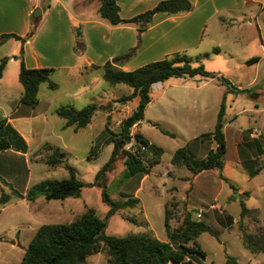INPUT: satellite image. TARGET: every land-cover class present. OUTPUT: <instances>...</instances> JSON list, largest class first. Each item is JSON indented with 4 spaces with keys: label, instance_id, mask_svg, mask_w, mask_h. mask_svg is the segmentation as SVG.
<instances>
[{
    "label": "rangeland",
    "instance_id": "374dc122",
    "mask_svg": "<svg viewBox=\"0 0 264 264\" xmlns=\"http://www.w3.org/2000/svg\"><path fill=\"white\" fill-rule=\"evenodd\" d=\"M59 1L60 6L52 1L53 8L46 12L43 9L48 2L40 0L41 5L37 7L39 11L42 10L40 16H34L33 11L30 17H26L27 0H0V29L11 30L14 34L18 32L20 36L19 33L29 21L26 34L33 30L30 45L24 46L14 38L5 39V43L0 45V59L12 57L7 60L1 73L0 107L8 109L20 104L18 100L22 86L18 81L19 60L16 57L21 47L27 66H31L33 58L38 57L43 67L54 68L49 80L39 85L41 103L37 107L24 108L32 109V114H38L44 112L47 103L55 107L65 104L77 107L93 100L99 107L89 125L77 131L72 127H64V120L52 109L45 111L47 119L38 117L36 123L43 127L42 144L48 143L63 152L66 162L75 168L77 178L85 185L76 198L46 200L43 197L40 205L42 216L33 217L31 214L32 219L42 224L68 223L88 208H93L100 218H105L109 205L103 199L102 191L113 201L135 197L133 192L142 173L125 178L129 165L128 152L123 146L112 164L96 176L110 157L114 140L119 137L121 121L137 104V98L125 104L117 102L131 89L124 84L107 83L102 78L101 65L131 52L126 61L117 67L122 69L121 66L126 65L128 70H133L179 52L190 58L192 65L202 64L214 77L169 78L161 83L162 86H151V100L144 111L145 119L135 123L129 130V133H139L148 142L163 149L160 163L152 167L154 175L145 181L143 190L138 193L145 214L139 210V202L133 208L119 209L106 218L105 234L125 236L153 233L161 240L166 238L164 202L173 212L168 220L173 229L180 225L185 212L190 211L195 219L199 210L208 211L218 204L225 209L226 214L235 215L237 210L240 212L242 201L253 212L244 219H240L238 213L235 223L227 230L220 229L210 217L198 219L217 232L216 237L204 232L196 238L206 254L203 264H224L226 254L237 258L240 263L247 256L264 258L261 253L252 254L243 248L239 229L240 221L248 232L253 233L259 226L264 227V152L258 155L253 144L256 139L264 149V0H200L191 19L182 18L183 14L172 15L181 16L182 19L179 17L175 21L163 22L150 31H140L137 23L111 25L97 12L100 0ZM154 1L122 0L119 4L121 15L130 12L133 17L150 10L158 3L153 4ZM157 14L161 18L165 15ZM158 17L155 21L159 20ZM34 24L36 28H33ZM34 51L37 56L32 54ZM75 57H87L92 66H85L81 62L75 68ZM253 57L258 58V61L247 64ZM64 64L69 67H62ZM222 77L231 84H225ZM48 82L57 84L58 88H49ZM232 87L244 91L237 92ZM83 88L86 91L76 99V93ZM222 101L225 140L220 168L222 178L218 175L219 169L194 174L183 165H171L170 159L178 148H188L191 154L188 155L192 159L201 160L208 149L215 147L210 133ZM26 122L32 128L30 120ZM195 141H198L201 149L192 153ZM93 144L94 152L90 154ZM31 150V156L18 161V166L23 165L18 172L19 185H11L2 179L0 196L6 194L13 198L14 193H18L16 189L22 188L28 175L31 176L29 188L46 179L61 180L68 177L63 166L45 163L44 155L49 151L41 146ZM147 157L146 154L141 155L143 160ZM24 159L27 161L26 167ZM245 160L247 162L243 163ZM256 170L257 173H250ZM184 176L188 179L182 180ZM151 180L157 186L153 185V191L149 187ZM190 186L199 195L196 202L195 198L185 202V198L190 196ZM235 193L239 197L232 199ZM172 202H176L177 207L172 208ZM21 207L3 208L0 212V264H19L23 256L24 247L10 242L15 234L13 226L28 218L26 212L25 218L22 216ZM13 215L18 217L15 224L12 223L15 219ZM143 216L149 226L145 224ZM130 218L136 219L140 225L130 222ZM32 226L26 224L18 228L22 246L28 244ZM82 264L107 263L102 253H94Z\"/></svg>",
    "mask_w": 264,
    "mask_h": 264
},
{
    "label": "trees",
    "instance_id": "16d2710c",
    "mask_svg": "<svg viewBox=\"0 0 264 264\" xmlns=\"http://www.w3.org/2000/svg\"><path fill=\"white\" fill-rule=\"evenodd\" d=\"M119 0H100L97 12L111 25L121 23H137L140 31H144L151 23L155 13L162 12L167 15H179L189 12L192 4L189 0H161L152 9L139 13L131 18L123 19L119 15ZM36 28V24L32 25ZM77 33V32H76ZM33 34L31 30L24 37L14 33H4L0 35V43L5 39L14 38L20 40L22 44L29 40ZM78 35V34H77ZM23 47L20 48L18 81L22 86V93L19 103L27 106H35L38 99V89L42 82L48 81L54 71L51 67L27 68L23 62ZM126 56H117L107 60L101 65L102 78L111 85L124 84L131 89L127 95L119 97L117 102L123 104L131 102L137 98V104L132 112L121 121L119 137L114 140V145L109 159L97 172L96 176L107 169L120 152V148L129 138V130L135 124L143 120L144 111L151 100V86L156 82H164L169 78L194 77L213 78L214 75L205 70L202 64L192 65L190 58L185 54L174 52L161 60H154L133 70H122L117 67L124 63ZM12 58V57H10ZM8 57L0 59V76L4 69ZM258 58H251L247 64L255 63ZM92 66V65H90ZM225 84H231L227 79L221 78ZM48 87L56 88V84L48 82ZM237 92L244 91L232 87ZM95 103H89L82 108H75L72 105H61L55 108L54 113L64 119V126H73L75 129L86 127L98 110ZM224 102L222 101L217 113L216 121L210 135L214 140L215 147L210 148L203 160L197 161L187 155L184 147L178 148L172 155L170 163L172 165H183L192 173L197 174L202 171L219 169L218 175L222 178L221 167L223 155L225 153V140L223 134L224 125ZM166 133L167 131L161 130ZM136 138L145 146V150L140 155L126 153L128 158V171L125 178L136 173L147 174L150 169L160 163L163 149L153 143L148 142L141 134L136 133ZM258 155L264 151L261 143L254 140ZM42 149L49 151L44 155L45 163L49 166H63L68 177L61 180H43L29 188L25 195L14 193L15 197L25 198L27 201H34L37 197L43 196L46 200H63L68 197H79L82 187L85 185L76 176V170L65 160V154L59 149H55L48 144H42ZM14 149L26 152L27 146L21 135L13 129L5 119L0 120V152ZM94 149L91 150L92 154ZM148 155L143 160L141 155ZM247 162V160L243 161ZM250 171V173H257ZM3 180L0 177V183ZM232 187V186H231ZM103 199L109 205L105 218H100L93 208H88L83 214L68 223L42 224L38 227L28 245L24 248L23 256L19 264H82L90 254L102 253L107 264H167L169 261L175 263L188 264L185 258L194 257L203 259L205 252L198 245L196 238L207 232L217 236V232L203 221L194 219L190 211L183 214L179 226L171 229L168 220L173 212L165 204L164 225L167 232L168 241L157 239L153 234H133L125 236H114L105 234L106 218L112 216L116 211L123 208H133L139 202L136 197L127 198L125 201H113L106 192L102 191ZM9 195L1 194L0 204L3 205L9 200ZM177 207L176 202H172V208ZM256 211V209H254ZM253 212L240 201L239 218H248V214ZM133 224L140 225L134 218L129 219ZM145 224H147L145 222ZM142 225V224H141ZM144 225V224H143ZM239 222L241 231V243L245 250L252 254L261 253L264 255V227L259 226L255 232H248ZM225 264H237L234 257L226 256Z\"/></svg>",
    "mask_w": 264,
    "mask_h": 264
},
{
    "label": "crops",
    "instance_id": "0c3cea01",
    "mask_svg": "<svg viewBox=\"0 0 264 264\" xmlns=\"http://www.w3.org/2000/svg\"><path fill=\"white\" fill-rule=\"evenodd\" d=\"M52 1L57 3L58 6H60V1L59 0H47L48 3L45 4L46 6H45V8L43 10H45L46 12L50 11L53 8V6H51V2ZM159 1H161V0H155L153 4H155V3L159 2ZM189 1L191 2L193 7H192V9L189 12L183 14L182 18H185V19H189V18L191 19L192 14L194 12V9H195L196 5L199 4L200 0H193V1L189 0ZM120 2H122V0L118 1V5L120 4ZM39 5H41L40 4V0H27L25 16L26 17H30V15H32L33 11L37 7H39ZM132 5H133V2H132ZM40 11H42V10L40 9ZM129 13L130 12L124 13V14L121 15V9L119 7V15H120L121 18L127 19V18L132 17V16H130L132 14H129ZM158 13H162V12H158ZM162 14H165V13H162ZM158 16L159 15L157 13H155L153 15L151 23L145 29L146 31L153 30L154 28H156L157 26H159L163 22L175 21L176 19H179V17L181 18V16H172V15H167V14L162 15V18L158 17ZM157 17H158L159 20L155 21L157 19ZM87 21H89V20H87ZM28 22L25 24L26 25L25 28H23V30L19 33L20 36H23V35L26 34V31L29 28ZM190 26H192V25H190ZM190 26L188 27V29L190 28ZM4 33H13V32L11 30L0 29V35L4 34ZM17 33L18 32H16L15 34H17ZM4 43L5 42H2V43H0V45H2ZM23 44H24V46L30 45L31 41H29V40L25 41ZM32 54L34 56H37V53L35 51ZM9 59H11V58H9ZM23 62H24V65L27 68L43 67V65L40 62H38V57H34L33 58V64L31 66H27L26 65L25 56L23 57ZM81 62H84L85 66H90L91 65V64H89L90 60H87V57H84V58L75 57L73 65L75 64L74 66H75V68H77V66L80 65ZM62 67H69V66L64 64V65H62ZM121 68L123 70H128L129 69L128 66H126V65L125 66H121ZM1 77H2V74H1L0 78ZM161 83L162 82H156L152 86H154V85L162 86ZM57 88H58V85L56 84V88L55 89H57ZM85 91H86L85 88H83L82 90L80 89V92L76 93L75 98L77 99V98L81 97V95H83ZM38 98H39L38 103L35 106H33V107H37L41 103V101H42L41 97L38 96ZM92 99H94V97ZM90 101H92V100H90ZM93 101L85 103V104H82L81 106H77V107H75L73 105L72 106L75 107V108H82V107H84L85 105H87L89 103H94ZM65 105H67V104H65ZM26 106L27 105H24V104L20 103L18 105H14L13 108L10 107L8 109L7 108L5 109V108L0 107V120L5 119L6 123H8L13 129H15L21 135V137L26 142V146H27L26 152L17 151V150H14V149H8V150L0 152V177L5 182L9 181L7 183H9L11 185H13L15 183L16 186L19 185L18 183H19V180H20V176H19L18 172L21 169V167L23 166V165L18 166V161H20L21 158H26V157L31 156V152H32L31 149L34 148L35 146H36V149H38L43 143V137H42L43 136V127L38 126V123H36L37 120L39 119L38 117L39 116H42V117L44 116L47 119V114H46L45 111H47V110L49 111V110L52 109V111L54 113L55 108H57V107L53 106L51 103H47L44 112L40 111L38 114H35V113L32 114L33 110L32 109L28 110V109L24 108ZM29 107H31V106H29ZM144 119H145V117L143 118V120ZM27 120H30L32 128L29 127V124H27V122H26ZM63 126H64V123H63ZM67 127H72L74 131L86 128V127H84V128H80V129H75L73 126H67ZM33 136L34 137H38V138L35 139V138H33ZM196 138H197V136H196ZM196 138H194V139H196ZM46 144H48V143H46ZM32 145H33V147H32ZM48 145L53 147V145H50V144H48ZM261 145H262V143H261ZM93 146H94V144L91 146V148L89 150V153H91V150H93L95 148V147L93 148ZM255 148H256V146H255ZM185 149H186L187 155H188V153L190 154L189 149L188 148H185ZM199 149H201V145L198 144V141H195L194 146H192V148H191L192 153H196L197 151H199ZM208 150L206 151V153L208 152ZM205 156H206V154H205ZM204 158H202L201 160H203ZM201 160H197V161H201ZM24 166L25 167L27 166V161L25 159H24ZM156 166H154V167H156ZM141 175L142 176L139 179V183H138L137 187L135 188V190L133 192V195L139 200V207H138L139 210L143 214H145V207H144V205L142 203V200L138 197V193L141 190H143L144 185H145L144 184L145 181L146 180H150V176L154 175L153 174V168L151 169V171L148 174H141ZM30 178H31V176H29V175L27 177H25V183H23V186H22V188L20 190L15 188L16 191L19 194L25 195V192L29 189ZM184 179L187 180L188 178H185V176H184V178L182 180H184ZM153 181L154 180H151L149 182L151 184L149 186L150 187V191L154 190L153 185L155 187H157ZM195 191L196 190L193 188V186H190V190H189L190 196L185 198V202H189L190 200H192L194 198H195L194 201L196 202V200L199 197V195ZM42 198H43V196H39L34 201H27L24 197L20 198V197H15L14 196L13 198H10L6 203H4L3 206H1L0 212H1V210L3 208H10L11 209L12 206L20 205V206H22L21 208H23V215L22 216L25 218V215L27 214L26 217H28L27 219H25L24 222L21 221L18 224H15L16 223L15 220H17L18 217L15 218L16 215H13L14 217L12 216L13 218H15L13 220V222H12L13 224H15V226H13V231L15 232L14 237H13L14 239H12L10 241L12 245H17V246L24 247V248L28 245V244L26 246H22L21 245V242H20L21 231L18 229L20 226H26V224L33 225L32 229L30 230V232H31L30 236L31 237H29L30 239L28 238L29 239L28 241H30L31 238L33 237L34 233L38 229V227L42 225V222L34 221L32 219V217H31V216L34 217V215H41L40 212H43V209L40 206L41 203H42V200H43ZM165 204L166 203L164 202L163 210H165ZM215 206L216 207L212 206L213 208H209L208 211L199 210L196 213V215H195V217H196L195 219L198 220V219H200L203 216L210 217L211 220L216 222V224L220 227V229H222V230L226 229L227 230L228 227H230L231 225H233L235 223L236 218H237L238 213H239V210L236 211L235 215H230V214L228 215V214L225 213V209L223 207L222 208L219 207L218 204L215 205ZM16 209H18V208H16ZM25 212H26V214H25ZM210 213H211V215H210ZM31 214H33V215H31ZM17 216H19V215H17ZM144 219H145V221L147 223V226H149V223H148V221L146 220L145 217H144ZM165 236H166V238L165 239H161L162 241H168L167 232H165ZM226 256H227V254L224 257L225 260H226ZM205 258H206V254H205V257L203 259H196L194 257H191V258L187 257V258H185V261H188V264H203ZM235 261H236L237 264H264V258L256 256V255L245 257L244 261L242 263L238 262L237 258H235ZM167 264H182V263H175V262L169 261ZM224 264H225V262H224Z\"/></svg>",
    "mask_w": 264,
    "mask_h": 264
},
{
    "label": "built area",
    "instance_id": "2783aa9c",
    "mask_svg": "<svg viewBox=\"0 0 264 264\" xmlns=\"http://www.w3.org/2000/svg\"><path fill=\"white\" fill-rule=\"evenodd\" d=\"M123 147L129 154L132 155H137L146 148V146L139 141L133 133H129V138L125 141Z\"/></svg>",
    "mask_w": 264,
    "mask_h": 264
},
{
    "label": "water",
    "instance_id": "95a60500",
    "mask_svg": "<svg viewBox=\"0 0 264 264\" xmlns=\"http://www.w3.org/2000/svg\"><path fill=\"white\" fill-rule=\"evenodd\" d=\"M37 14H38V16H40V11H39L38 8H36V9L34 10L33 15L36 16ZM235 196H236V197H239V194L235 193V195L232 196L231 198L233 199Z\"/></svg>",
    "mask_w": 264,
    "mask_h": 264
}]
</instances>
